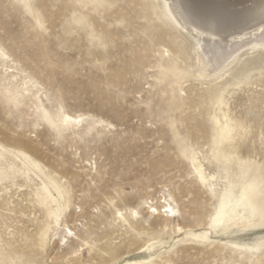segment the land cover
Wrapping results in <instances>:
<instances>
[{
    "label": "rangeland",
    "instance_id": "rangeland-1",
    "mask_svg": "<svg viewBox=\"0 0 264 264\" xmlns=\"http://www.w3.org/2000/svg\"><path fill=\"white\" fill-rule=\"evenodd\" d=\"M29 3L31 11L0 0V141L59 179L69 210L40 247L39 180L0 160V264H231L229 252L221 260L209 251L217 241L262 257L264 229L209 228L211 201L189 157L217 170L208 156L218 80L190 75V39L163 0ZM164 199L177 205L178 220L151 211ZM175 223L205 235L210 248L188 244Z\"/></svg>",
    "mask_w": 264,
    "mask_h": 264
},
{
    "label": "bare ground",
    "instance_id": "bare-ground-1",
    "mask_svg": "<svg viewBox=\"0 0 264 264\" xmlns=\"http://www.w3.org/2000/svg\"><path fill=\"white\" fill-rule=\"evenodd\" d=\"M89 1L102 3L104 0ZM160 8L190 39V47L184 54L192 68L190 75L200 80L212 78L209 82L218 80L210 99L212 149L208 156L216 163L217 170L207 171L198 156L192 153L189 157L192 173L196 182L205 188L216 225L224 228L229 222L237 228L247 227L243 225L252 211L247 185L253 181L259 183L264 165V0H163ZM164 51L169 53L167 48ZM230 86L235 88L233 93H228ZM245 87L250 94L239 95L238 91H246ZM0 160H9L15 173L19 171L15 162L20 163L26 169L24 174L28 182L31 181L30 172L38 178L34 196L44 219L36 241L44 247L49 232L59 227L69 210L65 186L54 175L45 172V166L28 152L1 141ZM4 173L0 167L3 178L7 176ZM259 196L257 192L253 199L259 200ZM62 206L66 209L63 212L60 211ZM153 209L166 220L176 221L180 216L177 205L166 199L159 210L152 208L151 211ZM117 215L119 221L127 223L121 212L117 211ZM173 229L182 231L185 241H190L188 244L210 248L211 244L202 240L205 235L190 234L177 223ZM68 240L65 238V242ZM209 251L218 252L221 260L223 253L229 252L231 264H242L244 260L248 264H264V254L260 257L224 241H217ZM149 264L156 263L150 261ZM222 264H226L225 260Z\"/></svg>",
    "mask_w": 264,
    "mask_h": 264
},
{
    "label": "snow or ice",
    "instance_id": "snow-or-ice-1",
    "mask_svg": "<svg viewBox=\"0 0 264 264\" xmlns=\"http://www.w3.org/2000/svg\"><path fill=\"white\" fill-rule=\"evenodd\" d=\"M24 3V7L26 10L31 11V5L29 3V0H22ZM12 103L13 101H9ZM67 120V118H65ZM52 127L57 128L59 131V128L56 124L52 123L51 120L48 121ZM3 177L0 176V183H3ZM247 192L249 193V202H250V207L252 209L251 215L247 217L245 223L243 226L247 227H255L259 226L261 229H264V165L261 167V178L259 183L257 184L255 181L247 185ZM259 192V200H254L255 194ZM66 209L62 206L60 211L63 212ZM80 209H77L79 211ZM155 211V209H153ZM217 224V220L214 217L213 218V223L209 225V228L215 227ZM69 236L72 235L71 232L68 233Z\"/></svg>",
    "mask_w": 264,
    "mask_h": 264
}]
</instances>
